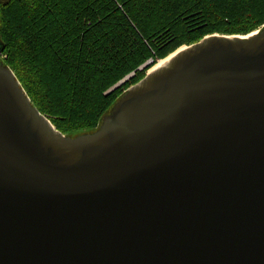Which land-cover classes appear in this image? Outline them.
<instances>
[{"label": "water", "instance_id": "obj_1", "mask_svg": "<svg viewBox=\"0 0 264 264\" xmlns=\"http://www.w3.org/2000/svg\"><path fill=\"white\" fill-rule=\"evenodd\" d=\"M258 31L179 48L75 136L0 48V264H264Z\"/></svg>", "mask_w": 264, "mask_h": 264}, {"label": "trees", "instance_id": "obj_2", "mask_svg": "<svg viewBox=\"0 0 264 264\" xmlns=\"http://www.w3.org/2000/svg\"><path fill=\"white\" fill-rule=\"evenodd\" d=\"M263 26L264 0H0L1 59L67 136L179 48Z\"/></svg>", "mask_w": 264, "mask_h": 264}, {"label": "bare ground", "instance_id": "obj_3", "mask_svg": "<svg viewBox=\"0 0 264 264\" xmlns=\"http://www.w3.org/2000/svg\"><path fill=\"white\" fill-rule=\"evenodd\" d=\"M261 29V28H260ZM260 29H259V31H260ZM257 31V30H256ZM258 31V32H259ZM197 43V42H196ZM195 44V43H194ZM174 55H172V56H170V57H168V58H166L165 60H161L160 62H159V64H156L153 68H151L152 70L150 71V72H152V71H154V70H156V69H158L159 67H161V66H163V65H165L172 57H173ZM131 78V77H130Z\"/></svg>", "mask_w": 264, "mask_h": 264}, {"label": "rangeland", "instance_id": "obj_4", "mask_svg": "<svg viewBox=\"0 0 264 264\" xmlns=\"http://www.w3.org/2000/svg\"><path fill=\"white\" fill-rule=\"evenodd\" d=\"M164 60H165V59H164ZM160 61H161V60H160ZM158 64H159V63H158ZM125 80H126V79H125ZM125 80H123V81H121L120 83H118V85H121V84H122V82L124 83V81H125Z\"/></svg>", "mask_w": 264, "mask_h": 264}]
</instances>
